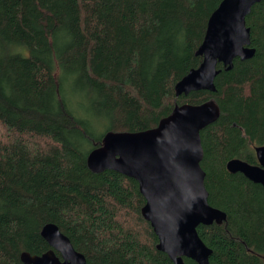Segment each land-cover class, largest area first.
Listing matches in <instances>:
<instances>
[{
    "label": "trees",
    "instance_id": "1",
    "mask_svg": "<svg viewBox=\"0 0 264 264\" xmlns=\"http://www.w3.org/2000/svg\"><path fill=\"white\" fill-rule=\"evenodd\" d=\"M220 1L0 0V264L48 250L47 223L84 264H173L141 214L137 182L87 166L103 137L92 136V115L107 119L106 131H138L175 104L209 99L219 116L200 130V166L208 203L226 217L196 230L208 264H264V187L225 166L233 157L256 164L254 146L264 144V0L245 17L252 57L218 63L215 91L174 88L200 64ZM69 90L87 105L74 107Z\"/></svg>",
    "mask_w": 264,
    "mask_h": 264
},
{
    "label": "water",
    "instance_id": "2",
    "mask_svg": "<svg viewBox=\"0 0 264 264\" xmlns=\"http://www.w3.org/2000/svg\"><path fill=\"white\" fill-rule=\"evenodd\" d=\"M259 1L219 2L207 20L203 40L196 50L202 60L177 81L176 96L195 90L215 91L218 63L231 69L234 58L245 60L253 56L255 49L250 46V28L245 17ZM218 116L219 108L213 99L200 104H175L154 127L106 131L102 144L87 154L90 170H114L137 182L144 198L141 214L157 236L156 248L166 253L173 264H184V257L208 264L212 250L201 240L196 228L221 222L226 217L222 210L208 203L205 172L200 166L203 157L200 130ZM254 152L256 164L233 157L225 166L229 172H240L264 187V144L254 146ZM40 234L50 248L41 254L22 252L19 264L85 263V257L55 224H45Z\"/></svg>",
    "mask_w": 264,
    "mask_h": 264
},
{
    "label": "rangeland",
    "instance_id": "3",
    "mask_svg": "<svg viewBox=\"0 0 264 264\" xmlns=\"http://www.w3.org/2000/svg\"><path fill=\"white\" fill-rule=\"evenodd\" d=\"M19 50L22 52V54L26 55L28 52H27V49H25L24 47H19ZM83 89H84V86H81ZM78 91V94L79 96L75 97V95H71V92L70 90L68 91V98L73 101L72 102V105H74V107L77 105L75 102V100L79 99L80 103L82 104V106L84 105H87L88 103V100L86 99V96L84 94L83 91L81 90H77ZM72 97V99H71ZM78 106V105H77ZM107 119L104 118L103 116L100 117V116H96V115H92V120H91V123H92V127H91V132H92V136L94 138H99V137H102L103 134L105 133L106 131V125H107Z\"/></svg>",
    "mask_w": 264,
    "mask_h": 264
}]
</instances>
